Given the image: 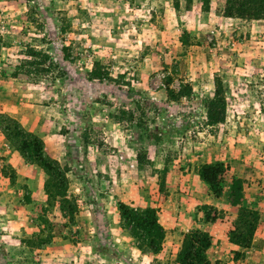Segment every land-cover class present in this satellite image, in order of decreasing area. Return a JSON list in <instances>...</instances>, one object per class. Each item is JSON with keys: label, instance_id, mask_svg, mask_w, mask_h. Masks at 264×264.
Instances as JSON below:
<instances>
[{"label": "rangeland", "instance_id": "374dc122", "mask_svg": "<svg viewBox=\"0 0 264 264\" xmlns=\"http://www.w3.org/2000/svg\"><path fill=\"white\" fill-rule=\"evenodd\" d=\"M175 2L0 0L4 99L15 98V119L69 168L66 199L75 204L70 215L56 180L26 164L0 129V264H117L124 249L110 227H123L110 190L160 192L158 211L172 192L170 204L190 206V229H205L209 216L228 235L239 208L227 195L230 176L244 180L242 205L260 217L249 247L225 236L209 247V264H264V20L225 16V0L208 10L201 0ZM216 76L226 117L210 125ZM185 84L189 97L167 95ZM219 162L216 197L200 170ZM143 197L132 204L142 208ZM156 258L150 264H162Z\"/></svg>", "mask_w": 264, "mask_h": 264}, {"label": "trees", "instance_id": "16d2710c", "mask_svg": "<svg viewBox=\"0 0 264 264\" xmlns=\"http://www.w3.org/2000/svg\"><path fill=\"white\" fill-rule=\"evenodd\" d=\"M203 9L208 10L210 0H201ZM178 0L175 4L178 5ZM224 14L228 17L244 20H264V0H225ZM94 78L103 76L96 70L91 71ZM214 94L207 105V122L210 125L221 123L226 117V101L221 79L214 80ZM192 94L191 85H182L175 94L167 90V95L174 100L181 96L189 97ZM0 129L6 139L18 150L24 160L30 164H37L47 175L56 180L57 194L70 204V215L75 211V204L66 199L68 191L67 173L69 168L61 166L58 161L49 156L45 150L43 139L36 133L28 131L15 118L2 114ZM156 140L160 137L156 136ZM221 162L204 164L200 170V177L216 197L221 196L224 181V170ZM220 176V177H219ZM221 182V183H222ZM227 195L233 206H238V215L233 228L228 232V240L241 248L251 245L253 235L260 217L257 208L251 205H242L245 199L244 180L230 176L227 179ZM122 227L128 231L135 246L143 252L157 253L162 249L165 238V228L159 219L158 209L153 206L136 207L132 203L119 201L117 203ZM208 206V205H207ZM210 207V206H208ZM213 218V217H212ZM206 217V222H212ZM211 246V235L207 230L192 228L183 236L181 248L177 254V264H209L207 251Z\"/></svg>", "mask_w": 264, "mask_h": 264}, {"label": "crops", "instance_id": "0c3cea01", "mask_svg": "<svg viewBox=\"0 0 264 264\" xmlns=\"http://www.w3.org/2000/svg\"><path fill=\"white\" fill-rule=\"evenodd\" d=\"M4 50L5 48L0 46V67L7 66L6 62L2 60L4 56H1V54L3 55L4 53H6L4 52ZM4 90H5L4 82L3 79H1L0 77V112L6 113L9 116L19 120L21 116V110H20L21 108H19L18 106L16 107L15 98H12L11 100L4 99L3 96ZM26 164H28L31 167H35L34 166L35 164H29V163ZM28 169L26 168V170ZM18 172L22 174V172H20L19 170ZM112 183L113 184L111 185H113V188L111 189L119 188L120 184L114 183V181H112ZM104 193H106V195L110 199L109 200L110 202L114 200L115 202L122 201L133 204H135L138 201L139 196L142 199H145L143 196H146L149 202H147V204L142 207H146V206L158 207L159 205H155L154 202L155 199L156 200L158 199V195L161 194L160 192H157V196L156 194L150 196L149 195L150 192H117L114 190H110L109 192H104ZM172 194L173 193L171 192V195H168L166 198L163 196V200L166 202V204L160 205L161 209L158 211L159 219L163 224L166 232L165 238L163 240L162 249L159 252L153 253V252L140 251L135 246L132 237L130 236V234L126 229L121 228L118 223L111 225L110 227L111 240L114 242L119 241V244L123 245V247L121 246L120 248L124 249L123 254L118 256L117 261L119 262L117 264H136L135 261L141 264H146V263L150 264L151 261H153L156 257L157 260H159L160 258L162 259V264H168L167 261L168 258L170 259V257H172V254H170V252L176 253L180 249L181 241L184 234L188 232L192 226V221H191L192 214H191L190 206L188 205L181 207L179 206L174 207L173 204H170L169 202L173 199ZM186 202L187 201H185V203ZM171 214H174V217L171 216ZM165 215H169V217H173V220L170 221L167 220V218H165L166 217ZM214 225H216V223L209 222L206 228L204 229L210 233L212 245L221 243L222 241L218 239H223L225 236L227 237V234H225L224 236L222 235V233H219L220 232L219 228L214 229L213 227ZM200 228L203 229L202 227Z\"/></svg>", "mask_w": 264, "mask_h": 264}]
</instances>
